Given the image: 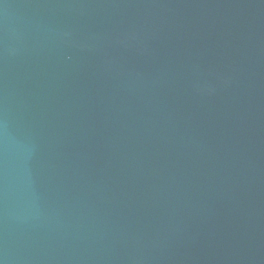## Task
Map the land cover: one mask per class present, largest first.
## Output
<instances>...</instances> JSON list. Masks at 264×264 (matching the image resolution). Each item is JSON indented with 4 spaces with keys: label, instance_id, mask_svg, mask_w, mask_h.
Segmentation results:
<instances>
[{
    "label": "water",
    "instance_id": "water-1",
    "mask_svg": "<svg viewBox=\"0 0 264 264\" xmlns=\"http://www.w3.org/2000/svg\"><path fill=\"white\" fill-rule=\"evenodd\" d=\"M0 264H264V0H0Z\"/></svg>",
    "mask_w": 264,
    "mask_h": 264
}]
</instances>
